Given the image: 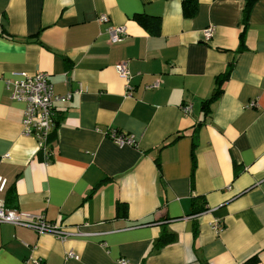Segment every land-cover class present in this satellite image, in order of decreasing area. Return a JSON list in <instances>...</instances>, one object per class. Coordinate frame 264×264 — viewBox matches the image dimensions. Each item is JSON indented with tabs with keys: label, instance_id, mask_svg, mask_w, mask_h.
<instances>
[{
	"label": "crops",
	"instance_id": "1",
	"mask_svg": "<svg viewBox=\"0 0 264 264\" xmlns=\"http://www.w3.org/2000/svg\"><path fill=\"white\" fill-rule=\"evenodd\" d=\"M244 10L243 0H199L190 15L183 0H0V201L67 233L0 224V264H264V0L246 23ZM138 15L160 18L158 33ZM109 26L127 38L112 44ZM39 73L71 95L56 105L49 159L6 87ZM110 130L137 145L120 147Z\"/></svg>",
	"mask_w": 264,
	"mask_h": 264
},
{
	"label": "built area",
	"instance_id": "2",
	"mask_svg": "<svg viewBox=\"0 0 264 264\" xmlns=\"http://www.w3.org/2000/svg\"><path fill=\"white\" fill-rule=\"evenodd\" d=\"M99 23L109 24L110 17L101 15L98 18ZM109 35V41L112 44L123 42L127 38L125 27L109 26L106 30ZM215 33V27H209L204 30V38L210 41ZM117 73L125 81L127 95H131L133 90V76L127 62H121L116 65ZM7 89L11 92V99L24 104L23 128L26 136L33 137L38 144L39 151H42L47 159L50 158L51 150L49 141L51 135L55 132L57 126L56 105L66 103L71 99V95H59L55 92L54 85L46 73H39L33 78L23 80H8ZM150 88V87H149ZM252 107L255 103L251 104ZM186 112L191 111L190 106H186ZM106 135L111 137L120 147H135L136 141L132 136H126L118 131L112 130ZM7 180L0 178V193L5 191ZM0 224H9L21 226L35 230L39 234L50 233L60 240H66L67 233L58 223L46 221L42 215H34L17 209H11L0 201ZM218 225H216V228ZM70 257H75L71 254ZM45 264L42 259H30L27 264ZM119 264H129L125 259H121Z\"/></svg>",
	"mask_w": 264,
	"mask_h": 264
},
{
	"label": "trees",
	"instance_id": "3",
	"mask_svg": "<svg viewBox=\"0 0 264 264\" xmlns=\"http://www.w3.org/2000/svg\"><path fill=\"white\" fill-rule=\"evenodd\" d=\"M198 1L199 0H183V10L185 11V14L190 15L192 9L194 10L196 8ZM243 1L245 2V10H244L243 19H244V22L246 23L253 6L259 0H243ZM137 19L141 24L148 23L150 25V27H152V33L153 34L158 33V31L160 29V25H161L160 18L151 17V16H147V15H138ZM228 78H229L228 72L217 78V80H216L217 87H216L213 95L211 96V98H209L208 100H206L203 103L205 110L206 109L209 110L211 103H213L214 101L218 100L221 97V95L223 93V85L228 80ZM110 131H107V132H110ZM201 211L202 210H200V211L194 210V213L196 214V213H199ZM117 212H118L119 216L126 217L128 215L127 204L119 203L117 206ZM258 261H259L258 256H254V257L248 259L244 264H256V263H258Z\"/></svg>",
	"mask_w": 264,
	"mask_h": 264
}]
</instances>
